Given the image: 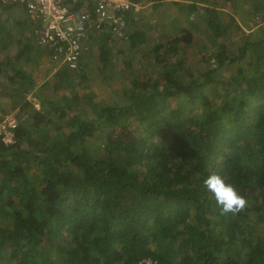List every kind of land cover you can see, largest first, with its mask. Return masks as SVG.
Here are the masks:
<instances>
[{"label":"trees","instance_id":"obj_1","mask_svg":"<svg viewBox=\"0 0 264 264\" xmlns=\"http://www.w3.org/2000/svg\"><path fill=\"white\" fill-rule=\"evenodd\" d=\"M227 1L222 17L217 2L175 0L187 24L153 44L151 24L129 31L128 11L122 41L142 44L153 71L131 77L120 101L101 106L78 86L80 67L54 71L50 61L36 96L62 127L52 137L26 97L37 87L28 68L49 51L23 5H0V94L18 97L15 141L0 138V263L264 264V0ZM197 29L217 48L199 73L180 56ZM210 173L247 199L242 212L219 213L201 183Z\"/></svg>","mask_w":264,"mask_h":264},{"label":"rangeland","instance_id":"obj_2","mask_svg":"<svg viewBox=\"0 0 264 264\" xmlns=\"http://www.w3.org/2000/svg\"><path fill=\"white\" fill-rule=\"evenodd\" d=\"M174 1L175 0H139V7L134 8L136 12L135 18H137V24L131 25V27H129V31H134L136 28H143L144 21L151 24L152 29L147 32L148 42L150 44L164 41L167 34L181 31V26H185L187 24V18L185 16L186 10H182L180 8L186 7L179 6ZM176 1L187 2L188 0ZM210 1L212 4L213 2H217V8H219L222 17H227L226 14L228 15L229 13H232V9L234 8L232 2L227 0ZM18 11L21 12L20 9H18ZM5 16L6 14L4 13L3 17ZM189 19L194 20L191 23L192 25L202 26V21L196 19L195 15H191ZM245 29H247V27H245ZM192 32H194V29H192ZM206 36V33L197 29V32L195 31L194 33L192 42L188 45H184V48H181L180 51V56L184 58L185 64L195 73H199L204 68L210 66L214 60L211 54L217 50L216 46L212 45L211 42L205 38ZM235 37L237 36H234L233 38ZM127 44L128 43L122 41V39L117 40L116 38L111 39L109 37L106 39L102 34H100L98 38H95L93 42L86 44L88 47L83 54L79 66L81 70L80 72L84 74V79L80 80L78 86L83 85V90H88V92L90 91L93 94L94 99L101 106L107 102H117L123 99L122 89L126 86L130 87L131 77L134 76L139 79V77L142 76L141 73H151V71H153V68L149 66L146 61L147 58L142 56L144 54L142 51L144 46L141 44L139 47L132 49L129 48ZM101 46H103V48H101ZM117 46H120V48L118 49ZM105 48H111V53H107L109 64H107L106 68H101V61L98 59V55ZM14 51V47L10 48L9 54H13ZM110 58L112 60L111 62ZM124 58L128 59L130 64H122V62H124ZM50 61L53 63L52 68H55L54 66L56 64L53 60H49L47 56L41 57L37 65L29 66L28 69L32 72L37 87H35V90L26 94V97L28 100L32 101L39 110L44 111L47 129L49 130L50 137H52L59 134L62 127L56 116H54L50 110H46V108L41 106L36 97L38 86L43 84L47 77L45 71L52 65ZM113 65L119 67L120 72L118 71V68L116 70L113 69ZM233 69L234 66L227 65L221 70V74L225 76L228 72L233 71ZM107 77L109 78L107 79V81H109V86L105 83V79ZM17 99V95L8 98L7 96L0 94V116H14L17 108H13V105ZM182 102V97L171 101L173 104H180ZM9 263L10 260L7 258L0 264Z\"/></svg>","mask_w":264,"mask_h":264},{"label":"built area","instance_id":"obj_3","mask_svg":"<svg viewBox=\"0 0 264 264\" xmlns=\"http://www.w3.org/2000/svg\"><path fill=\"white\" fill-rule=\"evenodd\" d=\"M10 2L25 7L36 44L48 49L55 70L78 69L91 30L102 34L107 29L114 38L127 39L126 13L139 7L138 0H0V5ZM16 123L12 115L0 120L4 144L14 143Z\"/></svg>","mask_w":264,"mask_h":264},{"label":"clouds","instance_id":"obj_4","mask_svg":"<svg viewBox=\"0 0 264 264\" xmlns=\"http://www.w3.org/2000/svg\"><path fill=\"white\" fill-rule=\"evenodd\" d=\"M201 183L221 215L235 216L248 206L247 199L223 175L210 173L202 179Z\"/></svg>","mask_w":264,"mask_h":264},{"label":"crops","instance_id":"obj_5","mask_svg":"<svg viewBox=\"0 0 264 264\" xmlns=\"http://www.w3.org/2000/svg\"><path fill=\"white\" fill-rule=\"evenodd\" d=\"M140 7H141V6H140ZM55 66H56V65H55ZM55 66H54V67H55ZM54 69H55V68H54ZM33 90H35V88H34ZM31 91H32V90H31ZM31 91H30V92H31ZM36 97H37V96H36ZM37 99H38V98H37Z\"/></svg>","mask_w":264,"mask_h":264}]
</instances>
